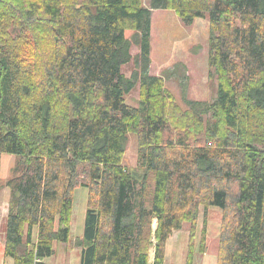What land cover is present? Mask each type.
<instances>
[{
    "label": "trees",
    "instance_id": "obj_1",
    "mask_svg": "<svg viewBox=\"0 0 264 264\" xmlns=\"http://www.w3.org/2000/svg\"><path fill=\"white\" fill-rule=\"evenodd\" d=\"M160 9L207 19L210 101L182 108L148 73ZM130 134L135 168L122 164ZM1 154L17 159L4 183L12 264L68 242L76 188L88 192L79 264H148L150 248L164 264L184 227L192 264L200 206L222 212L216 264H264V0H0Z\"/></svg>",
    "mask_w": 264,
    "mask_h": 264
},
{
    "label": "rangeland",
    "instance_id": "obj_2",
    "mask_svg": "<svg viewBox=\"0 0 264 264\" xmlns=\"http://www.w3.org/2000/svg\"><path fill=\"white\" fill-rule=\"evenodd\" d=\"M146 0H143L145 3ZM208 35L207 19H195L184 25L172 10H152L150 16V66L151 76L163 77L164 88L183 108V100L208 102L215 93V80L208 78ZM129 36V32L126 33ZM137 49L132 47L135 56ZM134 69L131 62L124 66L123 73L129 77ZM125 102L137 106L138 88L135 87L126 97ZM17 159L10 154L0 155V264H11L10 259L2 255L3 232L8 211L10 193L4 183L11 179ZM122 164L128 168L137 165V137L128 135ZM88 192L85 188H76L73 193L70 237L67 243H56L54 255L44 264H79L78 240L82 237L84 216ZM199 207L198 219L192 243V264H216L218 238L222 212L217 207H209L203 214ZM205 215V216H204ZM205 219V220H204ZM205 221V253L199 252L201 231ZM155 226V225H154ZM190 231L187 227L175 231L166 241L164 264H186L190 248ZM153 260V248L149 250L148 264Z\"/></svg>",
    "mask_w": 264,
    "mask_h": 264
},
{
    "label": "built area",
    "instance_id": "obj_3",
    "mask_svg": "<svg viewBox=\"0 0 264 264\" xmlns=\"http://www.w3.org/2000/svg\"><path fill=\"white\" fill-rule=\"evenodd\" d=\"M30 264H44V259L35 256Z\"/></svg>",
    "mask_w": 264,
    "mask_h": 264
},
{
    "label": "crops",
    "instance_id": "obj_4",
    "mask_svg": "<svg viewBox=\"0 0 264 264\" xmlns=\"http://www.w3.org/2000/svg\"><path fill=\"white\" fill-rule=\"evenodd\" d=\"M6 213H7V210H6ZM5 216V218H6V216L7 215H4ZM6 220V219H5ZM5 224H6V222H5ZM4 232H5V225H4ZM4 232H3V240H2V242H3V244H4ZM2 247H3V245H2ZM3 255V254H2ZM5 259H10V258H5ZM11 260V259H10ZM46 260V259H45ZM9 264V263H8ZM11 264H12V260H11Z\"/></svg>",
    "mask_w": 264,
    "mask_h": 264
}]
</instances>
